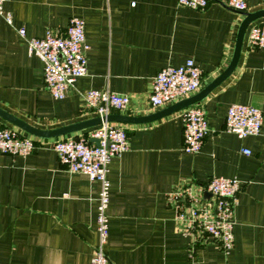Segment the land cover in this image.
Instances as JSON below:
<instances>
[{
    "label": "crops",
    "instance_id": "1",
    "mask_svg": "<svg viewBox=\"0 0 264 264\" xmlns=\"http://www.w3.org/2000/svg\"><path fill=\"white\" fill-rule=\"evenodd\" d=\"M243 1L247 13L264 9V0ZM4 11L12 25L0 18V110L39 130L94 118L84 109L90 89L128 96L127 110L112 114L155 113L165 107L149 105L153 78L188 59L200 71L201 89L227 66L243 19L223 0H209L203 10L179 7L177 0H11ZM72 18L84 23L87 72L55 100L44 88L43 63L29 55L18 30L26 38L62 35ZM262 21L247 26L232 73L196 104L209 129L197 154L182 151L181 111L148 124L111 122L126 131L129 148L108 164V264H264V50L244 43L248 28ZM232 104L260 110L258 135L224 132ZM0 128L36 145L26 156L0 154V264H90L99 184L68 173L50 146L92 128L53 139L33 137L2 118ZM211 177L239 183L227 255L203 235L181 233L166 200Z\"/></svg>",
    "mask_w": 264,
    "mask_h": 264
},
{
    "label": "built area",
    "instance_id": "2",
    "mask_svg": "<svg viewBox=\"0 0 264 264\" xmlns=\"http://www.w3.org/2000/svg\"><path fill=\"white\" fill-rule=\"evenodd\" d=\"M11 0H0V18L12 25L10 13L4 5ZM209 0H177L179 7L203 10ZM228 9L243 13V0H223ZM18 34L24 39L29 55L38 57L43 63L44 88L55 100L65 98L77 78L87 72L84 23L72 18L62 35L47 32L43 38H26L23 28ZM245 46L248 49L264 50V21L252 24L246 33ZM201 86V74L191 59L179 67L161 69L153 78L148 97L151 108L159 109L196 93ZM86 113L99 117L101 124L92 128L85 136L65 137L54 141L50 148L57 154L59 162L70 174H83L89 181L99 184L98 216L96 231L98 243L90 264H108L105 245L108 238V205L110 183L107 179L108 164L112 158L128 151L126 131L112 123L103 121L113 112H125L129 105L127 95L108 89H90L83 93ZM183 123L182 151L194 155L200 150L203 138L209 133L204 111L192 105L181 111ZM261 125V112L250 105L232 104L226 109L223 130L239 139L256 136ZM96 139L99 145L91 143ZM35 142L20 136L9 128H0V154L26 156L35 149ZM248 155L249 151H240ZM239 183L235 178L211 177L205 186L192 190L184 186L168 193L166 200L173 207L175 220L181 233L193 236L203 235L215 241L221 252L227 255L232 247L233 209ZM208 193L209 198H203Z\"/></svg>",
    "mask_w": 264,
    "mask_h": 264
},
{
    "label": "water",
    "instance_id": "3",
    "mask_svg": "<svg viewBox=\"0 0 264 264\" xmlns=\"http://www.w3.org/2000/svg\"><path fill=\"white\" fill-rule=\"evenodd\" d=\"M240 15L243 17V19L241 20L238 26L236 36H235L232 55H231V58L227 66L221 71L219 75H217L214 79H212L208 84L202 87L199 91H197L195 94L189 96L186 99L177 101L176 103H173L155 113H152L146 116L129 117V116L120 115V114H110L105 119H103V121H106L109 123L117 122V123H123V124H148V123H152L157 120H160L169 115H172L174 113H177L179 111H182L192 105L198 104L214 88H216L220 83H222L232 73V71L234 70L236 66L237 60H238V56L240 53L245 30L251 22L257 19H260V18H264V9H260V10H257L251 13L243 12V13H240ZM0 118L16 126L17 128L23 130L27 134L33 137L40 138V139H53V138H58L62 136H67V135H70L76 132L84 131V130L99 126L102 122L99 117H94L86 121L60 127L54 130H39L16 119L15 117H12L11 115L5 113L2 110H0ZM90 142L94 143L97 146L99 145V142L96 139H91ZM203 197L208 198L209 194L203 193Z\"/></svg>",
    "mask_w": 264,
    "mask_h": 264
}]
</instances>
